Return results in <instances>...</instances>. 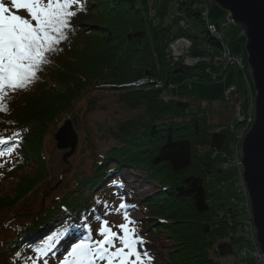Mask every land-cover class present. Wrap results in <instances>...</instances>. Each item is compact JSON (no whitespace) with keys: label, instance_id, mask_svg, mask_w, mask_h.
Returning <instances> with one entry per match:
<instances>
[{"label":"trees","instance_id":"16d2710c","mask_svg":"<svg viewBox=\"0 0 264 264\" xmlns=\"http://www.w3.org/2000/svg\"><path fill=\"white\" fill-rule=\"evenodd\" d=\"M198 2L203 1L83 0L85 10L76 9L68 39L48 55L50 62L38 79L27 90L9 93L8 111H0V137L8 143L0 144V152L12 146L20 158L5 170L12 154L5 155L0 167V221L43 183L47 185L42 196L50 201L19 215L24 217L23 225L0 242V264H48L73 243L89 236L95 239L96 224L125 195L135 196L134 205L125 209L143 216L137 220L142 239L163 238L167 264H222L228 259L231 264H258L252 255H241L244 245L254 246L243 182L239 187V142L255 91L246 53L231 50L235 41L244 39V32L229 34L223 26L227 20L219 29L210 19V6ZM193 17L201 20V33H189L193 21L186 19ZM208 24H214L223 39L211 34ZM180 38L189 39L191 47L176 59L172 44ZM223 46L242 54L245 67L226 62ZM189 57L202 61L188 65ZM203 61L209 62L207 68L195 74ZM212 66L220 72L213 73ZM230 66L239 71L226 85L236 90L230 98L224 93L223 105L231 113L224 121L218 120L220 113L215 122L210 120L211 109L193 97L189 85L173 89L178 73L212 80L221 78ZM141 81L144 84L136 86ZM107 90L130 110L128 116L97 123L98 140L86 133L85 143H78L74 154L89 152V171L72 172L68 162L65 171L72 172V178L65 193L55 197L59 182H50L54 169L47 142L67 117L79 129L83 113L105 109L100 99ZM86 98L84 109L81 102ZM90 142L93 145L88 147ZM208 149L214 158L221 154L224 160L215 173L204 171ZM123 171L137 175L150 189H142L143 194L124 189ZM212 174L224 188L236 187L243 200L234 197L214 203L217 196L208 184ZM16 178L17 184L10 188L8 182ZM85 220L88 228L83 227ZM62 226L70 227L71 233L49 250L46 241L57 232L63 236Z\"/></svg>","mask_w":264,"mask_h":264},{"label":"snow or ice","instance_id":"6c2138e0","mask_svg":"<svg viewBox=\"0 0 264 264\" xmlns=\"http://www.w3.org/2000/svg\"><path fill=\"white\" fill-rule=\"evenodd\" d=\"M76 9L85 10L83 0H10V3L0 0V111H8L5 100L9 93L27 90L38 79L42 67L50 62L48 55L56 53L58 46L68 39ZM7 143V139L0 137V144ZM13 150L0 152V157L10 156ZM126 207L119 205V209ZM123 219L125 222L116 226L118 232L104 220L98 230L102 239L92 242L89 236L73 243L62 264H98L99 261L152 264L154 257L138 247L145 241L134 227L136 222L127 212ZM83 227H89L87 220ZM62 229L63 236L57 232L46 241L49 250L54 242L59 244L71 233L70 227L62 226Z\"/></svg>","mask_w":264,"mask_h":264},{"label":"rangeland","instance_id":"374dc122","mask_svg":"<svg viewBox=\"0 0 264 264\" xmlns=\"http://www.w3.org/2000/svg\"><path fill=\"white\" fill-rule=\"evenodd\" d=\"M203 2L207 3L210 6V19L214 21L219 29H222V25L220 24L222 21L227 20L228 13L218 6L211 4L209 0H202ZM203 2H198L200 5H204ZM5 3H10V0H5ZM173 11H175V7L172 8ZM186 21L190 22L193 21L192 24L189 23V28L188 31L191 34H197L201 33L202 30V22L200 19L193 17V19H186ZM240 31L239 26H232L228 29L229 34H235ZM244 34V33H243ZM242 34V35H243ZM245 39V35L241 36ZM243 40H238L235 41L232 46L231 50L238 51V52H246V41ZM216 52L219 53L221 51L220 48L216 47L215 48ZM177 55H181V52L176 51ZM245 58L247 61V55L245 54ZM209 62L208 61H203L198 68L194 70L195 74H201L203 72V69L207 68ZM247 70H248V75L250 77L249 73V68H248V63H247ZM239 68L235 66H230L227 70L224 71L223 76L221 78H214L212 80L207 79L206 77H200L196 76H191L189 74H184V73H178L175 79V84L173 85V89L177 91L178 87L183 86V85H189L192 91V95L195 99L203 102L204 104H207L209 109H211V113L209 111V118L211 121L215 122L216 115L220 113V118L218 120H226L227 117L229 116L230 110L226 109V107L223 105V96L225 93V87L228 82H232L235 78V75L238 73ZM212 72H220L218 69H216L215 66H212ZM251 78V77H250ZM143 81L138 82L136 86L143 85ZM254 88V87H253ZM255 91V90H254ZM255 95V92H254ZM87 98L84 99L81 102V105L83 106L84 109H86V102ZM101 105H106L105 109H98L95 113L93 114H84L83 113V124H81L79 129H76V131L79 134V145L85 143V136L86 133L89 132L91 135V140H98L97 138V123L104 124V123H109V121H113L114 119L117 118H123L127 117L128 113L130 110H128L126 107L121 105L118 102V97L110 90H107L102 98L100 99ZM217 111V114L213 113ZM179 111V110H176ZM64 122V121H63ZM63 125L61 123L60 127ZM87 146H92L93 142L86 143ZM78 145V146H79ZM13 148L12 152V157L10 158L9 161H7L6 166L4 167L5 170L7 168H10L15 164L20 156L17 154L18 151H16L15 147H9ZM7 150V149H6ZM47 154L51 158V165L54 169V176L50 180L52 183L59 182V186L55 190L53 196L58 197L62 196L65 193V187L69 181V179L72 178V172L77 171V169L81 171H89L88 168L90 166L91 160L88 158L89 152L86 151V153H77L72 155L69 158L68 162L72 163L73 171L72 172H66L65 170L68 168V162H64L63 160V154L65 151H61L57 148L56 146V141L54 139V134L50 136L48 142H47ZM213 151L210 149L206 150L205 155L207 158V166L206 169L204 168L205 173L207 171L210 172H216L218 169L222 168L223 166V157L221 154H219L216 158L213 157ZM3 157H0V165H4L6 159ZM227 167V165H226ZM241 169V167H240ZM4 171V170H1ZM212 172V173H213ZM137 175L132 174L130 171H123L122 177L125 178L127 184L123 187L124 189L128 190L130 188L134 189L138 193H145L143 190L149 188L150 185L140 181L137 177ZM18 182V179H12L8 182L10 185V188L15 186ZM243 182V177L242 180L239 183V187H241V183ZM147 184V185H146ZM208 184L209 186L215 191L216 193V198L213 200L214 203L219 202L220 200H226L230 198H238L239 200H243L242 196L238 195L237 192L234 191V187L231 184H227L226 187H223V184L221 181L217 179V177L212 174L208 176ZM47 183H43L40 185V187L31 195L29 198H27L25 201L20 203L13 211L10 213H7L3 216H1V221H0V242L3 240V238H6L9 234H14L16 232V229L18 226L23 225L24 217L20 218L19 215L24 214V213H30L32 211H37L43 202H48L50 201V198L45 199L43 197L42 192L46 188ZM73 185V184H72ZM146 185L144 188L143 186ZM244 185V183H243ZM245 190V186H244ZM140 191V192H139ZM135 200V196L128 195L124 196V199H121L119 202L115 204V208L111 210L110 212L107 213V215L95 226V233L96 237L92 242H95L96 240L102 239L99 235V228L104 220H107L109 222V225L113 228L114 231H119L118 226L119 224L124 223V213L127 212L129 217L134 220L136 223L134 227L137 229V233L139 235V231L141 230V225L137 220L143 218L142 214L140 213H134V212H129V210L126 209H119L120 204H125L127 207H131L134 205L132 201ZM234 200V199H233ZM4 229V230H3ZM140 236V235H139ZM141 237V236H140ZM142 238V237H141ZM145 243L143 245L138 246L139 249L144 252L147 251L150 255L154 257L152 264H167L166 262V250H165V245L166 243H163V238H147L146 240L143 239ZM1 246V244H0ZM117 246H119L117 244ZM251 245L246 244L244 245V248L248 249L250 248ZM243 248V249H244ZM254 248V247H252ZM239 249V246L237 247ZM70 251V250H69ZM249 251V249H248ZM67 255V252H65L62 255L57 256L55 259H52L50 263L48 264H62L63 257ZM232 259L224 260L222 261V264H231ZM98 264H106V261H99Z\"/></svg>","mask_w":264,"mask_h":264},{"label":"water","instance_id":"95a60500","mask_svg":"<svg viewBox=\"0 0 264 264\" xmlns=\"http://www.w3.org/2000/svg\"><path fill=\"white\" fill-rule=\"evenodd\" d=\"M228 13L246 37L249 73L255 89L253 121L239 142V163L258 248L264 254V0H209ZM64 162L75 153L79 134L71 117L55 132Z\"/></svg>","mask_w":264,"mask_h":264},{"label":"built area","instance_id":"2783aa9c","mask_svg":"<svg viewBox=\"0 0 264 264\" xmlns=\"http://www.w3.org/2000/svg\"><path fill=\"white\" fill-rule=\"evenodd\" d=\"M204 14H205V19L208 20V14L206 12ZM223 26L226 27L225 29H227V28H230L232 26H236V23L231 17L227 16V21H226V23H224ZM208 31L211 34L219 37L220 39H223V34L217 29V27L214 24H208ZM190 47H191V42L189 41V39L180 38V39L176 40L172 44L173 54H174L175 58L177 59L179 56H183L184 52L187 51ZM176 51L181 52V55H177ZM222 55H223V58L226 60V62L234 64V65H236L239 68H244L245 67V58H244V56L242 54L241 55L240 54L236 55L235 53L231 52V50H230V48L228 46L227 47L223 46ZM201 61L202 60L199 57L185 58V63L188 64V65H195V64H197V63H199ZM235 90H236L235 86L226 87L225 96L227 98L232 97L231 95L235 94ZM251 108H252L251 116H249L247 118L248 126H247L246 130L241 132V137L247 131V129L249 128L250 124L253 121L254 100L252 101ZM243 119H245V117H243ZM245 193H246V191H245ZM246 196L248 198L247 193H246ZM249 212H250V204H249ZM249 224H250L252 232H253L252 223L249 222ZM252 239H253L252 241H253L254 246L253 245L250 246V248H248L249 251H248V249L244 248L241 251V255L244 256V257L252 255L254 258H256L258 264H264V254L258 248V245H257L255 237H254V232L252 233ZM252 247H254V248H252Z\"/></svg>","mask_w":264,"mask_h":264},{"label":"bare ground","instance_id":"6f19581e","mask_svg":"<svg viewBox=\"0 0 264 264\" xmlns=\"http://www.w3.org/2000/svg\"><path fill=\"white\" fill-rule=\"evenodd\" d=\"M255 90V89H254ZM70 117V116H69ZM68 119V117L64 120V122ZM72 119V118H71ZM73 120V119H72ZM75 127V126H74ZM76 129V128H75Z\"/></svg>","mask_w":264,"mask_h":264},{"label":"clouds","instance_id":"9594fccd","mask_svg":"<svg viewBox=\"0 0 264 264\" xmlns=\"http://www.w3.org/2000/svg\"><path fill=\"white\" fill-rule=\"evenodd\" d=\"M237 26V25H236ZM254 98V97H253ZM249 200V199H248Z\"/></svg>","mask_w":264,"mask_h":264}]
</instances>
